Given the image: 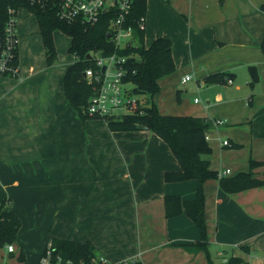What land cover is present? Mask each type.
<instances>
[{
  "label": "crops",
  "instance_id": "0c3cea01",
  "mask_svg": "<svg viewBox=\"0 0 264 264\" xmlns=\"http://www.w3.org/2000/svg\"><path fill=\"white\" fill-rule=\"evenodd\" d=\"M262 3L146 0L144 44L168 38L175 65L158 79L151 99L160 114L211 122L209 167L229 169L223 176L251 170L264 180ZM24 30L16 31L18 40ZM29 40V58L21 60L18 49L19 76L0 75V202L7 199L20 218L18 233L36 257L22 264H37L52 237L89 240L109 264H205L204 250L181 246L200 238L196 223L184 213L165 214V195L189 200L197 188L195 179H164L181 169L168 144L148 129L111 131L105 120H82L63 91L70 64L44 68L34 35ZM250 66L257 72L253 83ZM216 72L224 80L205 82ZM250 160L262 163L251 168ZM202 191L213 264L230 256L264 264V184L226 193L209 178ZM19 251L1 247L0 264H8L4 254L20 262Z\"/></svg>",
  "mask_w": 264,
  "mask_h": 264
},
{
  "label": "trees",
  "instance_id": "16d2710c",
  "mask_svg": "<svg viewBox=\"0 0 264 264\" xmlns=\"http://www.w3.org/2000/svg\"><path fill=\"white\" fill-rule=\"evenodd\" d=\"M8 8L25 9L33 15L38 25L48 66L56 60L53 31L61 29L70 36L68 51L75 56V59L66 68L63 75V91L66 99L82 120L98 118L89 116L84 112L88 99L94 92L92 85L87 83L83 76L86 68L94 66L92 60L86 55L93 50H100L103 55L111 54L116 50L120 54L128 56L127 64L130 72L126 80L131 83L134 94H147V97L140 105V109L135 112L100 118L105 120L108 129L111 131L140 129L152 131L168 144L180 164L181 169L179 171L165 172L164 179L166 181L187 179L197 181L195 197L192 199L181 201L177 195H165V214L167 217H171L184 213L196 223L200 230V238L192 243H183L181 246L190 252L204 250L207 256L205 264H213L208 251L206 221L204 219L203 182L209 178L217 179L220 189L226 193H234L253 186L263 185L264 180L255 178L251 170L241 171L232 176H223L210 169L209 155L211 149L205 139V130L211 126V122L207 119L190 115L159 113L151 98L159 91L158 79L175 70L171 55V41L168 38L157 37L148 46H145L144 30L134 28L136 44L123 49H116L111 39L106 36L108 33V13L101 15L98 22L93 26L84 28L82 24L67 23L58 19L51 6L37 0H0V37L4 36ZM260 9L264 11V3L260 5ZM145 11L146 0H135L131 16L137 18L140 15H145ZM261 50L264 54V35ZM12 62L18 66V48L15 50ZM250 72L251 83H253L257 80V72L254 66H250ZM3 74L13 76L12 74ZM225 75L221 72L210 74L205 77V82L222 81ZM177 98L179 99V96ZM261 163L250 160V167ZM20 226V218L10 211L7 199L4 198L0 202V248L18 238L17 233ZM48 243H50L53 264L57 262L58 257L60 264H69L68 262L70 264H89L97 256L96 248L89 240L81 242L52 237ZM47 244L43 248L41 256L46 254ZM17 259L20 261L25 259L22 248ZM37 264H41L40 261ZM119 264H142V262L135 260ZM225 264H244V262L239 257L230 256Z\"/></svg>",
  "mask_w": 264,
  "mask_h": 264
},
{
  "label": "built area",
  "instance_id": "2783aa9c",
  "mask_svg": "<svg viewBox=\"0 0 264 264\" xmlns=\"http://www.w3.org/2000/svg\"><path fill=\"white\" fill-rule=\"evenodd\" d=\"M51 6L58 19L67 23H79L84 28L96 24L101 15L108 13V38L111 39L116 49H123L136 44L134 28L144 30L145 17L131 16V10L135 0H37ZM18 10L8 8V18L5 23L4 38L0 37V73L19 76L18 66L14 65L15 50L18 48V37L16 33V14ZM89 59L94 66L84 70L83 76L87 83L91 84L94 92L88 99L84 110L89 116L104 117L115 116L113 111L124 109L126 113L139 110L143 103L136 94L132 92L131 83L126 80L130 70L127 64L128 56L114 51L103 55L100 50L89 52ZM104 67V69H103ZM191 79L185 75L182 82ZM228 82H231L229 79ZM125 113V114H126ZM220 123L215 120L214 124ZM207 137V136H205ZM223 145H229L228 140L222 141ZM225 169L219 172L223 175L228 172ZM8 252L14 251L12 243L5 245ZM41 264H53L51 261L50 243L47 244L46 254L40 257ZM70 264V262H68ZM55 264H60L57 258ZM83 264V263H81ZM89 264H109L103 256H96ZM225 264V263H224Z\"/></svg>",
  "mask_w": 264,
  "mask_h": 264
},
{
  "label": "rangeland",
  "instance_id": "374dc122",
  "mask_svg": "<svg viewBox=\"0 0 264 264\" xmlns=\"http://www.w3.org/2000/svg\"><path fill=\"white\" fill-rule=\"evenodd\" d=\"M33 15L25 9H19L17 11L16 14V31L20 32L21 27H24V34L25 35H21L20 39L18 40V49L19 51V58L22 60L29 58L31 55L29 54L28 50H29V44L30 41L29 40L31 38L32 35H34L35 40L37 41L38 44V49L41 53V56H44L45 62H46V57L43 54V49H42V45H41V41L38 35V27L36 25L35 20L32 17ZM20 35V34H19ZM53 41H54V45H55V49H56V60L54 61V63L50 66H48L46 63L43 66L44 68H52L53 66L57 65V68L59 66H67L71 63L74 62L75 56L70 53L68 51L69 45H70V36L68 34H66L65 32H63L61 29H55L53 31ZM19 37V36H17ZM21 74V73H20ZM1 76H4V74L0 73ZM137 97L143 101V99H146V95L147 94H136ZM192 97V96H191ZM126 111L124 109H117L115 111H113V114L115 116L121 115V114H125ZM97 119L100 120H104L103 118L98 117ZM17 239L15 241L12 242L13 246H14V254H17V252L23 248H26L27 250L25 251L23 249L24 255H25V259L26 261H30L33 262L35 261L36 257H32L31 255V249L28 248V244L26 243L27 238L26 235L24 234V232L21 230L20 233L17 234ZM1 259V257H0ZM4 260H6V262L8 264H11L12 262H16V264H22L24 263L23 261H16L15 257H10L7 256L6 254H4Z\"/></svg>",
  "mask_w": 264,
  "mask_h": 264
},
{
  "label": "water",
  "instance_id": "95a60500",
  "mask_svg": "<svg viewBox=\"0 0 264 264\" xmlns=\"http://www.w3.org/2000/svg\"><path fill=\"white\" fill-rule=\"evenodd\" d=\"M106 36L108 37V36H109V34H107ZM86 57H90V54H87V55H86ZM103 69H104V67H103Z\"/></svg>",
  "mask_w": 264,
  "mask_h": 264
}]
</instances>
